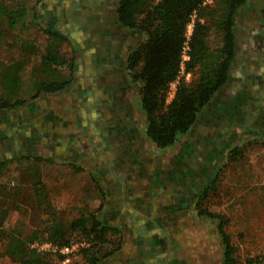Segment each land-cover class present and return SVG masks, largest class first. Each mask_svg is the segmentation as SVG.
<instances>
[{
    "label": "rangeland",
    "instance_id": "1",
    "mask_svg": "<svg viewBox=\"0 0 264 264\" xmlns=\"http://www.w3.org/2000/svg\"><path fill=\"white\" fill-rule=\"evenodd\" d=\"M3 2L13 8L23 4L29 12L25 19V28L20 25L10 28L7 22L0 26V37L2 38L0 40V59L6 65L19 58L24 59V55L21 54L22 48L18 46L19 43L15 39L16 36H21L36 45L35 53L28 59L29 66H36L38 75L45 76L44 70L39 69L41 67L40 55L47 46L48 38L44 34L42 25L44 21L39 24L30 21L32 18L30 14L37 12L36 10L40 8L43 0H3ZM207 3L212 4L213 2ZM239 13L238 50L235 58L236 77L241 75L244 65L252 66L255 60L258 61L257 56H251L250 50L259 52L262 49L259 47L261 42L257 35L259 32H264L263 0H248L241 7ZM195 19L196 15L192 17L187 27V34L190 36L194 29ZM36 24L43 29H38L34 26ZM66 46L68 53L66 50L64 56L70 60V42L69 44L64 41L59 43L61 51L66 49ZM33 48L32 50H34ZM259 63L263 67L260 61ZM29 71L30 67L23 73L25 85L30 83ZM49 71L51 73L54 71L55 77L60 80L68 78L70 73L69 68L65 65ZM181 77L190 80L191 74H186L183 71L180 74ZM263 82L264 80L259 84L261 88L264 86ZM177 86L178 82L169 87L167 103L173 100L170 92ZM254 88L256 89V86ZM225 93L226 95L220 98L218 95L215 98L218 99L215 106L211 104L203 112L215 115L220 106L222 108L228 106V110L233 114L229 118V122L234 123L233 131L228 133L229 147L218 151V165L212 166L209 163V165L202 166L201 173L207 177L203 179V187L199 196L193 198L192 202L189 201L190 203L184 196L177 195L175 196L177 199L173 198L174 204L187 206H184L180 213L172 214L174 219L166 212V222L174 220V226L171 227L170 232L178 255L180 253L192 254L194 263L196 261L198 264H224V244L220 234V221L218 218L210 216V213L220 214L225 217L223 230L232 239L236 248L234 255L239 263L264 264V98L260 95L261 101L259 102L254 101V96L249 98L244 96L241 100H235V94H230L228 91ZM23 96L26 101L22 106L28 102H35L32 104H39L41 108L45 107L43 99L31 98L29 94ZM47 97L50 99L49 106L48 104L47 106H52L54 113L61 118V121H64L67 125L66 131L76 132L78 130L76 113H80V111L74 110V114L71 113L72 104L75 103V101L72 102L73 95L70 96V94L62 92L57 97ZM227 97L232 100L225 101ZM218 103L219 105H217ZM257 104H263V107L257 106ZM253 112L256 114L253 115ZM3 120V117L0 118V125ZM205 123L211 125L209 119ZM205 123H200L199 127H193L170 147L159 148L148 139L146 150L151 155L134 167V170L131 171V181L126 182L125 189H134V198L142 200L144 196L149 198L151 194H154L157 183H166L164 185H167V189H165L167 194L170 193L171 188H177L178 191L181 190L179 186L185 189L189 184H193L195 173H199L198 162L202 151L184 152V150L194 143L197 129L201 130ZM26 125L24 133L28 136H39L33 123ZM57 127L59 125H55V129ZM63 128L62 125L60 129ZM51 129L53 128H49V130ZM49 132L47 129L45 134L48 135ZM203 135L206 136V133ZM208 136L210 139L211 136L209 134ZM3 140L0 132V161H7L5 174L0 178V229L10 231L19 228L23 237L29 241L34 234L37 233L38 236L41 234V230L50 222V219L57 218L65 226H68L73 219L82 214L89 217L97 216L105 224L117 228V232L109 231L107 243L96 247V250L100 248L98 255L103 257L120 246L113 254L103 258L98 264H124L135 254L137 247L133 231H129L127 224L122 223L124 221L115 209L114 190L109 188L108 180L104 181L100 178L97 172L98 167L90 166L87 161H83L82 157L71 160L66 157L44 154L43 150H40L38 154H33L36 151L27 148H23L19 152L13 149L3 151ZM234 149L236 151L231 155ZM203 153L205 154L206 151ZM119 172L123 173V171ZM37 190L46 197L49 206L47 211L40 209L38 205ZM157 190L162 189L158 188ZM167 200L165 198V201ZM200 209L206 213L200 214ZM48 210L52 215L48 213ZM42 242L47 241L37 239L30 245L32 248H36L33 244ZM52 243L59 248L69 246L72 249L65 252L36 249L51 254L50 257L55 264H91L87 259L85 249L89 248L92 242L84 235L75 233L71 242L66 245ZM3 244L4 242L0 240V251H3ZM195 254L199 258L195 257ZM0 264L19 263L13 261L5 253H0Z\"/></svg>",
    "mask_w": 264,
    "mask_h": 264
},
{
    "label": "trees",
    "instance_id": "2",
    "mask_svg": "<svg viewBox=\"0 0 264 264\" xmlns=\"http://www.w3.org/2000/svg\"><path fill=\"white\" fill-rule=\"evenodd\" d=\"M247 1L213 0L209 4L208 0H118L120 23L143 36L129 55L128 68L140 86L141 108L148 123L147 137L159 148L173 146L188 133L199 121L203 110L232 80L237 70L235 58L239 10ZM28 12L23 4L13 8L0 0V26L7 22L10 28L18 25L25 28ZM194 15V29L188 37L187 27ZM30 16V21L35 22V13ZM46 33L48 41L40 55L39 68L44 70L45 76H39L36 66H32L29 71L30 83L27 85L23 79L24 66L29 65L28 59L35 53L36 45L16 36L24 59L19 58L0 67V111L21 106L26 101L24 94L31 95V98L41 93L53 94L66 89L73 81L74 60L66 58L59 47L65 38L54 31L47 30ZM185 54L188 55L186 60ZM64 65H68L70 71L68 78L60 80L55 77L54 71H49ZM183 68L186 74H191L190 80L179 78ZM176 80L179 83L175 97L167 103L168 89ZM235 151L232 150L231 155ZM6 166L7 161H0V178L5 174ZM36 197L40 209L47 211L49 206L44 194L37 190ZM48 213L52 215L49 210ZM205 213L200 209V214ZM210 216L220 221L224 264H240L234 255L236 248L232 239L223 230L225 217L214 213H210ZM116 229L97 216L85 214L73 219L68 226L57 218L50 219L41 234H34L29 241L19 228L10 231L2 228L0 240L4 244L0 253H5L19 264H55L51 254L40 252L30 244L38 239L66 245L75 233H79L92 242L85 249L88 261L98 264L119 249L120 246L103 257L98 255L100 248L96 250L97 246L108 242L109 231L117 232Z\"/></svg>",
    "mask_w": 264,
    "mask_h": 264
},
{
    "label": "flooded vegetation",
    "instance_id": "3",
    "mask_svg": "<svg viewBox=\"0 0 264 264\" xmlns=\"http://www.w3.org/2000/svg\"><path fill=\"white\" fill-rule=\"evenodd\" d=\"M81 1H83L84 4L86 3L85 6L93 2L91 7L93 6L92 10H94V13L91 15L86 14V20L83 19L84 14L78 15L82 13L80 11L84 10L85 6L84 8H80L79 4H77V0H70V3H67L65 0L56 1V11L60 14L62 13L64 16L77 14L76 18L79 24L77 23L75 26L76 31L69 32L71 35L69 48L71 52L70 57L74 62L76 58H79V61H81V59L85 60L88 53L84 52L90 49V47L87 48V44L91 45L90 42L93 41L98 43V45H103L102 47H104L105 50H103L101 54L103 61L106 63L102 66V76L110 82L108 95H110V98L112 96V99L106 103L107 105H111L112 102H116L115 107H109L110 111L117 114L120 113L121 115L112 118V122H110V119L109 121L103 120L104 123L101 131L103 135H100L98 140H95L94 137L96 136L93 137L95 134L89 131V129H86L87 127L83 128L82 126L83 123L81 121L82 117L80 111L81 92H77L74 95L75 103L73 104L75 105V110H77L78 106L80 109L78 110L80 113H76V124L78 126V130H74L76 132L66 131L67 125L54 113L52 106L48 107L50 99L46 95L52 96V94L41 93L36 98L44 100V108H41L39 104L33 105L32 103L35 102H28L23 106L21 105L12 109V111H0V118H4L0 125L1 136L4 138L2 149L3 151L13 149L19 152L23 148H27L29 150H35L36 152H33V154H38L40 150H43L44 154L57 155L61 158L66 157L71 160H74L76 157H82L84 158L83 161H87V164H90V166L98 167L97 172L100 178L104 181L108 180L109 188L114 190V197L116 198L115 209L120 218L123 219L124 222L122 223L127 224L126 226L129 231H133V236L136 241L135 246L137 249L135 254L124 264H176L179 255L176 250L177 248L174 246V240L171 236L172 233L170 232L171 227L174 226V220H168L166 222L167 215H165V213H169L173 218L172 214L176 212L180 213L181 210L184 209V206H187L174 204L173 198H176L175 196L177 195L180 197L184 196L188 202H192L193 198H195V194L199 193L203 187V184L201 187L198 177L200 174L203 175L201 170L202 166H205V164H202V166L198 164L199 173H195L193 184H189L185 189L179 186V189H181L178 190L179 192L177 188H175V185V189L171 188L170 193L167 194L165 192L167 185H164L166 183L162 182L163 184H156V190L149 198L144 196L142 200H137L134 198V189H125L127 183L131 181V171L134 170V167L151 155L150 152L146 150V147L136 149L131 146V137L135 136L131 132L132 126H135V124L131 122L134 121V117L131 113V103L132 99L140 98L141 106V94L139 83L134 81L133 74L128 68V58L138 42L142 40L143 36L120 23L117 12L118 0ZM67 25L69 30L72 28L74 29L70 23H67ZM263 33L264 32H259L257 35L261 42L259 47L262 49L259 52L253 49L250 50L252 52L251 56H257L258 61L255 60L252 66L244 65L241 75L236 77V74H233L232 80L226 85L227 87H225L228 88L230 85H234V87L231 88V94L233 93L236 95L235 100H241L244 96L247 98L254 96V101L259 102L261 101L259 99L260 95L264 98V86H262V88L259 86L262 80H264ZM84 34H90V36L84 37ZM91 56H95L96 59L98 53L93 51ZM259 61L263 64V67L260 66ZM97 64L98 62L95 61V65ZM254 86H256V89ZM129 87H131V89ZM128 91H131L130 95L127 94ZM105 96H107V94ZM257 106L263 107V104H257ZM140 111V113L145 114L141 107ZM254 114L256 113L253 112V115ZM145 120L147 121L146 117ZM32 123L39 135L38 137L28 136V134L24 133L27 127L26 124ZM137 124L140 128L141 122L138 121ZM55 125H59V127L55 129ZM62 125L64 128L61 130L60 127H62ZM208 125H210V123H208ZM49 128L53 129L49 130ZM47 129L50 131L48 135L45 134ZM208 129L209 127L206 128V126L203 125L201 129L202 134L197 129V137H195L194 143L187 146L184 152H191L193 150L200 151V139L202 135L208 139L203 143L207 145L206 150L202 151H206L205 154L203 153L204 159L210 161L211 152L214 151V149H212L214 142L212 137L209 139L208 132H206ZM204 133H206V136L203 135ZM115 139L118 141L117 147L113 145L112 140ZM97 144H100L101 148H99ZM105 145L106 147L104 148ZM211 169L213 170V167ZM119 171H123V173L120 174ZM204 177L206 178L207 176L203 175V178ZM158 188L162 190H157ZM163 196L165 197L163 198ZM165 198L168 200L165 201ZM164 246L165 248H163ZM166 247H168V250H166Z\"/></svg>",
    "mask_w": 264,
    "mask_h": 264
},
{
    "label": "crops",
    "instance_id": "4",
    "mask_svg": "<svg viewBox=\"0 0 264 264\" xmlns=\"http://www.w3.org/2000/svg\"><path fill=\"white\" fill-rule=\"evenodd\" d=\"M57 0H43L40 8L38 10H36L37 12L35 13L36 15V19L35 22L37 24H39L40 22L42 23V21H44L42 23L43 27H44V34L48 36V34L46 33L47 30L50 31H54L59 33L60 35H62L65 39L63 40L66 44H69L70 42V31H76L75 26L78 23V20L76 18V15H63L62 13L60 14L59 12L56 11V3ZM67 3H70V0H65ZM88 3V2H87ZM93 3V2H92ZM92 3H88L90 5H86L84 4L83 1L81 0H77V4H79L80 8H84V10H81L80 14H84L83 19L86 20V14L87 15H91L94 13L93 6L91 7ZM82 5V7H81ZM84 12V13H83ZM96 13V12H95ZM67 23L71 24L74 29L72 28L71 30L68 29V25ZM35 25L36 27L43 29L41 26L39 25ZM79 24V23H78ZM85 36H90L87 34H84ZM48 41V38H47ZM62 41V42H63ZM91 45L87 44V48L90 47L89 50H86L84 53H88L87 58L81 59V61H79L76 58V61L74 62V69H73V81L66 87V89L59 91L58 93H53L52 96L57 97L59 96L62 92L67 93L68 95L70 94L73 95L72 97V102L75 101L74 100V93H82V98L80 101V107L81 110L79 109V106L77 108V110L81 111V121L83 123V128L87 127L86 129H89V131L93 132L96 136L94 137L95 140H98L100 135L102 134V126L103 123L105 121H109L110 122L112 118H114L115 116H120L121 114H117V113H113L110 111L109 107H115L116 102H112L111 105H107V101H109L110 99H112V96L110 98V95H108V89L110 88V82L108 80H106L103 76H102V70H103V65H105L106 62L103 61L102 59V54L104 47H102L103 45H98V43L95 42H90ZM70 48V46H69ZM67 50V46L66 49H64L63 51H61V53L63 55H65L64 53ZM95 51L98 53V56H91L92 52ZM68 52V50H67ZM98 58V60H97ZM40 61V60H39ZM95 61L98 62L97 65H95ZM5 62H3V60L0 59V67L4 64ZM66 66V65H65ZM26 69L28 67H32L29 65H25L24 66ZM68 67V65H67ZM66 68V67H65ZM2 77L0 75V81H1ZM227 87V86H226ZM233 86H229L228 88H224V91H220L218 93L219 98L222 97L223 95H226V91H229V93L231 94V88H233ZM131 89V87H129ZM128 88V89H129ZM107 94V96H105ZM128 95L131 94V91H128L127 93ZM228 95V94H227ZM49 96V95H46ZM217 96L215 98H217ZM213 99L212 102L209 105H213L217 103L216 101L218 99ZM36 99H40V98H36ZM53 99V98H52ZM230 98L227 97L225 101H229ZM224 101V102H225ZM132 116L134 117V121H131L132 123L135 124V126H132V133L135 135L134 137H131L132 139V143L131 146L134 148H145L148 144L147 140V122L145 120V114L140 113V98H135L134 100L132 99ZM74 106V104H72ZM208 105V106H209ZM219 105V103L217 104ZM73 110H71V113L73 112L74 114V107ZM112 110V109H111ZM204 111V110H203ZM210 112H202L199 121L196 123L195 127H199L200 123L204 124L205 121H207L208 119L211 121V125H208L205 123L206 128L209 127V129L207 130L208 134L213 138V142H214V146L212 149H214V151L211 152V159L210 161L207 159H204V155L203 152L200 154V160L198 162V164L200 166H202V164L208 165V163H210L212 166H216L219 164V156H218V151L221 149H225L229 147V141L227 140L228 138V133L233 131L234 128V123L229 122V118L233 115L229 110H228V106L225 108H222V106H220L219 111L217 112V114H209ZM71 116V114H70ZM117 116V117H118ZM131 116V115H130ZM131 116V118H132ZM73 117V116H72ZM73 121V120H71ZM138 121L141 122L140 128L138 126ZM231 121V120H230ZM67 124H69V122L67 121ZM100 131V132H99ZM202 134V130H199ZM205 134V133H204ZM206 137H203L201 135V145H200V151L206 150L207 145L203 144L205 141H207L208 139ZM134 140V141H133ZM84 141V140H83ZM113 141V145L114 147H117L118 145V141L117 139L112 140ZM206 145V146H205ZM95 146V145H94ZM97 146H99V148H101L100 144H97ZM106 147V145L104 146V148ZM204 161V162H203ZM209 161V162H208ZM201 170V169H200ZM202 171V170H201ZM203 175L200 174V176L198 177V181L202 187V182H203ZM202 189V188H201ZM201 191V190H200ZM199 196V193L195 194V197ZM195 257L199 258L197 254H195ZM197 260V259H196ZM202 260V259H201ZM176 264H198V262L194 263V259H193V255L189 254V253H184V254H179L178 259L176 261Z\"/></svg>",
    "mask_w": 264,
    "mask_h": 264
},
{
    "label": "built area",
    "instance_id": "5",
    "mask_svg": "<svg viewBox=\"0 0 264 264\" xmlns=\"http://www.w3.org/2000/svg\"><path fill=\"white\" fill-rule=\"evenodd\" d=\"M208 2H213V0H208ZM188 37H190V35H188ZM186 58L188 59V55L185 54L184 55V60H186ZM183 71H184V68L182 69V72ZM179 78H180V76H179ZM176 82L179 83V80H176V81L172 82L170 84V87H171V85L175 84ZM176 90H177V88L175 90L173 89V91L170 92V96L171 97H173V98L175 97ZM33 246L36 247L39 250H45V251H49V250H60V251L65 252V251H69V250L71 251V249H72L69 246H65L63 248H59L58 246H56L55 244H53L50 241L42 242V243H35V244H33Z\"/></svg>",
    "mask_w": 264,
    "mask_h": 264
}]
</instances>
